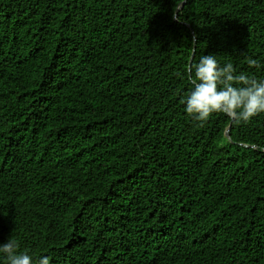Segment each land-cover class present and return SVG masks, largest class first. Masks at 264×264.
<instances>
[{"label":"trees","instance_id":"1","mask_svg":"<svg viewBox=\"0 0 264 264\" xmlns=\"http://www.w3.org/2000/svg\"><path fill=\"white\" fill-rule=\"evenodd\" d=\"M208 54L264 79V0H0V244L264 264V114L181 103Z\"/></svg>","mask_w":264,"mask_h":264},{"label":"clouds","instance_id":"2","mask_svg":"<svg viewBox=\"0 0 264 264\" xmlns=\"http://www.w3.org/2000/svg\"><path fill=\"white\" fill-rule=\"evenodd\" d=\"M188 71L191 87L181 103L195 121L203 123L220 113L241 123L264 114V79L237 74L232 63L221 65L214 54L203 55ZM18 249V242L9 238L0 244V256L9 264H50L48 256Z\"/></svg>","mask_w":264,"mask_h":264},{"label":"water","instance_id":"3","mask_svg":"<svg viewBox=\"0 0 264 264\" xmlns=\"http://www.w3.org/2000/svg\"><path fill=\"white\" fill-rule=\"evenodd\" d=\"M228 130H229V128H227L226 131H225V137H226L227 139H229Z\"/></svg>","mask_w":264,"mask_h":264}]
</instances>
